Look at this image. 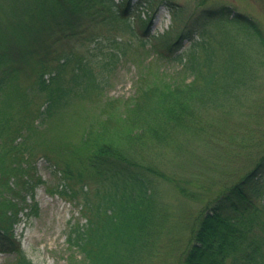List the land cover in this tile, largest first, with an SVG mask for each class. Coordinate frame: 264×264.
I'll return each mask as SVG.
<instances>
[{
  "label": "trees",
  "instance_id": "trees-1",
  "mask_svg": "<svg viewBox=\"0 0 264 264\" xmlns=\"http://www.w3.org/2000/svg\"><path fill=\"white\" fill-rule=\"evenodd\" d=\"M132 1L0 0V252L14 253L15 264H35L15 225L38 213L36 189L46 183L33 161L39 144L30 140L41 124L68 115L80 128L75 143L42 142L59 174L48 191L78 205L85 219L69 224L66 264H144L158 222L152 173L168 178L148 149L187 140L202 108L231 111L264 64V30L241 12L161 0L172 20L157 34L150 32L157 0ZM207 23L215 29L203 31ZM74 39L89 43L87 53L61 50ZM137 47L177 61L183 74H140L121 111L105 110L85 127L81 112L106 89L105 71ZM27 69L32 78L20 88ZM263 177L264 148L252 168L205 202L178 264H264V203L252 198Z\"/></svg>",
  "mask_w": 264,
  "mask_h": 264
},
{
  "label": "rangeland",
  "instance_id": "rangeland-1",
  "mask_svg": "<svg viewBox=\"0 0 264 264\" xmlns=\"http://www.w3.org/2000/svg\"><path fill=\"white\" fill-rule=\"evenodd\" d=\"M134 1L136 0L132 3ZM170 2L189 10L226 5L233 11L254 19L264 30V0ZM157 3L156 11L151 13L150 32L158 34L168 29L172 19L167 5L161 0H157ZM141 15L147 16V10H142ZM228 25L231 30L236 28L239 37L245 41L250 39L243 28L239 30L236 25ZM200 27L203 31L215 29L209 23ZM126 37L135 38L129 34H126ZM189 44L190 40L185 39L181 50ZM88 46L87 41L74 39L63 44L61 50L83 54L87 53ZM134 49L115 67L105 71L110 79L100 98L90 104L85 102L89 108V111L81 112L84 114L82 124L85 127L93 123L97 125L98 119L105 117V110L121 111L135 93L140 74L144 75L146 72L153 75L160 70L175 72L176 76L183 74L177 61L163 57L157 51L146 47ZM26 73L23 76L21 73L18 80L20 88L29 84L32 78L30 69H27ZM109 102L112 107L108 106ZM230 110L225 111L213 106L205 110L202 108L201 112L196 114L199 122L194 126L195 129L188 132L185 137L187 140H179L183 143L178 145L173 139L163 146L147 148L152 158L150 160L154 161L168 178L152 173L157 195L158 222L144 264H178L189 242L197 215L205 202L221 187L235 182L254 166L261 149L264 148V64L257 71L253 88L247 90L241 101ZM56 118L58 116L41 124L40 131L34 130L30 139L39 144L33 161L38 173L46 181L36 189L38 213L24 215L15 225L16 238L22 242L23 249L35 264H66L70 253L66 241L69 224L85 220L78 205L48 191V188L54 187L58 182L59 174L43 157L49 149H46L42 142L45 138H50L58 143L62 136L75 143L78 138L75 129H80L72 127V116L64 115L61 120ZM180 185L195 196L183 193ZM256 185L258 191L252 198L259 204L264 203V177L260 178ZM15 263L14 253L0 252V264Z\"/></svg>",
  "mask_w": 264,
  "mask_h": 264
}]
</instances>
